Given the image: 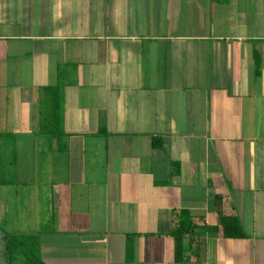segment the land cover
I'll list each match as a JSON object with an SVG mask.
<instances>
[{"label":"crops","instance_id":"crops-1","mask_svg":"<svg viewBox=\"0 0 264 264\" xmlns=\"http://www.w3.org/2000/svg\"><path fill=\"white\" fill-rule=\"evenodd\" d=\"M3 132L2 230L46 264H264V0H0ZM181 210L246 237L198 231L178 261Z\"/></svg>","mask_w":264,"mask_h":264},{"label":"trees","instance_id":"trees-1","mask_svg":"<svg viewBox=\"0 0 264 264\" xmlns=\"http://www.w3.org/2000/svg\"><path fill=\"white\" fill-rule=\"evenodd\" d=\"M62 84L54 88V92L61 91ZM60 108L55 106L52 113L46 116L48 123L42 122L41 131L50 135L60 137L62 132L61 118H59ZM99 134L108 135L107 129L102 126ZM154 147L161 146V137H154ZM14 134L11 132L0 133V186L13 180V168L15 165L14 155ZM220 196L216 197L219 204ZM219 222L216 224L202 223L199 224L196 218L187 210H181L178 213V221L176 228L172 231V235L176 241V260L185 261L182 257L185 251V240L189 239L192 245L195 242L194 236L198 231H222L227 238H245L246 233L242 227L239 218L235 215H224L220 210ZM0 231L6 240L8 264H46L40 255V241L36 234L18 235L10 234L2 230L0 222ZM197 243L199 239H196ZM196 243V242H195Z\"/></svg>","mask_w":264,"mask_h":264}]
</instances>
